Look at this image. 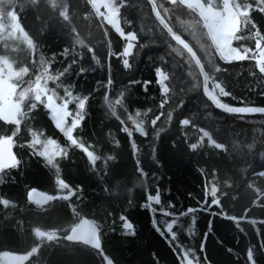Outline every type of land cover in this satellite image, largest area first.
<instances>
[{
	"label": "trees",
	"instance_id": "16d2710c",
	"mask_svg": "<svg viewBox=\"0 0 264 264\" xmlns=\"http://www.w3.org/2000/svg\"><path fill=\"white\" fill-rule=\"evenodd\" d=\"M114 1L123 31L135 36L128 55L126 38L95 12L91 0H0L3 20L15 19L19 27L0 39V60L11 69V75L3 69L0 80L16 87L19 109L13 120L0 115V139L12 141L15 155L12 165L0 166V264L5 253L26 256L22 264H105L106 258L115 264H177V242L193 250L197 264H205V254L207 264H249V249L256 264H264V224L258 223L264 221V113L219 109L205 95L196 61L157 19L152 4ZM154 2L199 56L220 103L264 108V67L257 61L264 2L236 0L247 14L234 44L247 57L228 62L193 8L179 0ZM36 85L67 107L69 126L79 99L88 97L72 139L51 118L47 98L36 99ZM70 97L78 99L65 103ZM51 149L57 150L53 157ZM206 187L217 189L220 207L208 208V196L207 212L197 211L194 221L179 217L200 208ZM35 189L51 198L31 201ZM157 189L159 205L147 200ZM149 203L155 212L141 207ZM84 217L99 229L97 246L67 240ZM153 218L161 231L177 219L171 247Z\"/></svg>",
	"mask_w": 264,
	"mask_h": 264
},
{
	"label": "rangeland",
	"instance_id": "374dc122",
	"mask_svg": "<svg viewBox=\"0 0 264 264\" xmlns=\"http://www.w3.org/2000/svg\"><path fill=\"white\" fill-rule=\"evenodd\" d=\"M179 1L182 2V0ZM182 3L193 8L200 15L220 58V53H223L224 59L222 60L236 61L247 57V52L241 50L234 44L235 35L240 28L244 15L247 13L238 6L236 0H221V6H216L213 0L209 2L206 0H183ZM91 4L95 12L104 21L126 38V46L123 54L128 55L133 49L135 36L132 33H125L123 31L119 19V6L114 0H91ZM17 31H19V27L15 19L9 22L8 20H3L0 14V39L6 37L11 32L16 33ZM262 52H264V43L258 46L257 51V61L264 67V54ZM3 69L8 75H11L10 65L6 60H0V72ZM15 88L11 83L0 80V115L7 120L15 119L17 111L19 110L17 103L14 101ZM35 93L40 98H47L46 102L51 116L55 117L53 119L54 122L60 129L67 131L70 128L68 123L69 115H66V113H69L67 107L58 105L47 94V91L40 88L39 85H36ZM27 94L25 92L23 96ZM56 152V149H51V154L49 155L53 157L57 154ZM25 258L26 256L5 253L1 256V261L5 264H22Z\"/></svg>",
	"mask_w": 264,
	"mask_h": 264
},
{
	"label": "snow or ice",
	"instance_id": "6c2138e0",
	"mask_svg": "<svg viewBox=\"0 0 264 264\" xmlns=\"http://www.w3.org/2000/svg\"><path fill=\"white\" fill-rule=\"evenodd\" d=\"M261 2H264V0H261ZM258 10L264 12V9H258ZM132 35H134V34H132ZM257 36H259L260 39L264 40V35H261L259 32H257ZM262 54H264V52H262ZM220 55H221V59H224L223 53H220ZM226 62H228V61H226ZM125 63H127V62L126 61L123 62L124 67H125ZM127 67H129L128 63H127ZM216 71H220V69L217 67ZM202 75H205L206 76V73L202 72ZM110 82L111 81H110V77H109V83ZM145 83L146 84L147 83H151V81H148V82H145ZM145 90H147V89L145 88ZM219 90H220V92H221L222 95H225V96L226 95H229V93H227L223 87H220ZM72 99H78V98L77 97H70V100L69 101H65V103L71 102ZM87 100H88V97L87 96L83 97L82 99H79V103L77 104V112H76L75 117H73V125L70 126V128L67 130V133H66L67 137L70 138V139L73 138L72 133L74 132V129L80 125L81 121L84 118L83 117V112H84V109H85V105H86ZM113 114L115 115V113H113ZM66 115H70V113H66ZM137 115H138V113H137ZM51 118L55 119V117H51ZM184 123H188V121L185 120ZM122 130L123 131H127V129H125V128H122ZM137 130L139 132H143V129L140 128L138 125H137ZM129 136H130L129 142H130V144H132L134 146V141L131 140V134L130 133H129ZM195 147H196L195 145H190V148H195ZM81 150L82 151L84 150L83 147H81ZM134 155H135V153H134ZM137 167H138V170L139 171H142V169L139 168V162L138 161H137ZM60 187H62V188H70V186L67 185L66 182H61ZM216 191H217V189L215 187H213L212 191L209 192L207 190V187H206V189H205V202L200 205V208L199 209L188 208L185 212H180L179 213V217L192 216L193 221H194L195 220V215L194 214L197 211H205V212H207L208 209L207 208H204V205L205 204H208L206 202L208 196H211L212 197L211 204H208V208H211L212 206L220 207L219 198L216 196ZM74 194H75L74 190H71L70 189L69 196L74 195ZM147 200L149 202L154 201L156 204L159 205L160 204V193H159V189H157L156 195H148L147 196ZM141 207H148L150 213H153V212L156 211V209H154V208L151 207V204L150 203L147 204V205H141ZM168 207L169 208H172V205H171L170 202H169ZM173 211H174V209H173ZM161 213L163 215H170L171 214L169 212H165L163 208H161ZM211 215H216V214L215 213H211ZM222 218L223 219H232V218L228 217L226 214H223L222 215ZM121 219L122 220H125V221L127 220V218L126 217H123V216L121 217ZM128 223L130 224V222H128ZM152 223H153V227L157 231V233L159 235H161V237H164L165 240H166V242L171 247V242L173 240H176L177 239V235H178L177 231L173 230V224H177V219L173 218L171 220V222H166L165 223V231H161V228L160 227H157V223L158 222L154 218L152 220ZM258 223L264 224V221H258ZM133 228H134V226H133ZM177 229H179V228H177ZM209 230H211V220H209ZM187 231L189 233L191 232V225L189 226V228H188ZM165 233H167L168 235L165 236ZM132 234L133 235L135 234L134 233V230H133V233ZM207 236H208V233L206 232L204 234V239L205 240L207 239ZM177 247H181V251L179 253H176L175 252V249H173V252H174V254L177 257V264H197V261L199 260V257H196L195 259H193V255H192L193 250L183 249L182 246H180L178 242H177ZM200 251L202 253L204 252V242L203 241L201 242V249H200ZM246 255L249 258V264H256V262H255V254L251 251V249L248 250V252L246 253ZM181 257H183L184 259H181ZM204 259H205V264H207V256H206V254L204 256Z\"/></svg>",
	"mask_w": 264,
	"mask_h": 264
},
{
	"label": "water",
	"instance_id": "95a60500",
	"mask_svg": "<svg viewBox=\"0 0 264 264\" xmlns=\"http://www.w3.org/2000/svg\"><path fill=\"white\" fill-rule=\"evenodd\" d=\"M153 7L154 14L156 15L157 19L161 22V24L167 29V31L172 35V37L185 46V48L189 51L191 56L194 58L195 61L197 59L202 64L199 56L195 52V50L174 30L169 26L167 21L163 18L160 11L157 8L156 3L154 0H148ZM179 38V40L177 39ZM203 65V64H202ZM203 72L206 73L204 66ZM204 78V92L205 95L221 110L230 112V113H241V114H253V113H264V111H258V109L264 108H255V107H229L220 103L217 98L210 92L209 88V77L206 73V76L203 75ZM207 90V94L206 91ZM15 162V155H14V148L12 141L9 138H2L0 139V166H10ZM51 198L50 195L41 192L39 190H32L29 193V199L37 204H42L48 201ZM99 229L94 222L90 219L84 217L80 220V222L73 227L69 234L67 235V240L75 243L85 244L87 246H97L99 244ZM105 264H115L114 261L110 258H106Z\"/></svg>",
	"mask_w": 264,
	"mask_h": 264
},
{
	"label": "clouds",
	"instance_id": "9594fccd",
	"mask_svg": "<svg viewBox=\"0 0 264 264\" xmlns=\"http://www.w3.org/2000/svg\"><path fill=\"white\" fill-rule=\"evenodd\" d=\"M182 2H183V0H182ZM177 39L179 40V38H177ZM173 51H177V54H178V55L180 54L179 51L176 50V49H173ZM189 51H191V50H189ZM196 63H197V67L200 69V71H201V73H202V72H203V65L200 63V61H199L198 59H197ZM125 68H127V63H125ZM157 71H159V69H157ZM189 75H194V74H193V73H189ZM193 86H195V84H194ZM205 91H206V94H207V90H205ZM36 99L39 100L40 97L37 96ZM49 99H50V98H49ZM258 111H264V109H258ZM184 122H185V121H182V123H184ZM153 123H154V121H153ZM141 134L143 135L144 133L141 132ZM206 135H207V133H206Z\"/></svg>",
	"mask_w": 264,
	"mask_h": 264
}]
</instances>
